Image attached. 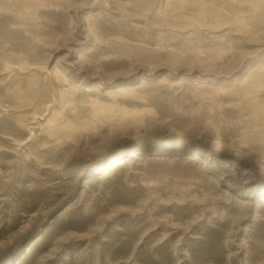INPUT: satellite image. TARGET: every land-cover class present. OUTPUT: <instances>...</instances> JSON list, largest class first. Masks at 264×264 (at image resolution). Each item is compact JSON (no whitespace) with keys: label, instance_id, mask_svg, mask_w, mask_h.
Masks as SVG:
<instances>
[{"label":"rangeland","instance_id":"1","mask_svg":"<svg viewBox=\"0 0 264 264\" xmlns=\"http://www.w3.org/2000/svg\"><path fill=\"white\" fill-rule=\"evenodd\" d=\"M263 194L264 0H0V264H264Z\"/></svg>","mask_w":264,"mask_h":264},{"label":"bare ground","instance_id":"2","mask_svg":"<svg viewBox=\"0 0 264 264\" xmlns=\"http://www.w3.org/2000/svg\"><path fill=\"white\" fill-rule=\"evenodd\" d=\"M121 91L125 90L122 88L120 89ZM112 92V91H111ZM220 145V143H219ZM250 147V146H249ZM251 149V148H250ZM240 150V149H238ZM244 151V150H242ZM241 151V152H242ZM240 152V151H239ZM245 154V153H243ZM194 157V156H193ZM140 159L139 157V153H137L136 151H131L129 153H127L124 156L118 157L116 159H114L113 161H111L101 172H100V177L103 178L105 176H107L108 174L112 173L114 170L123 167L125 165L130 164L133 160H137ZM263 201H264V194H263Z\"/></svg>","mask_w":264,"mask_h":264}]
</instances>
